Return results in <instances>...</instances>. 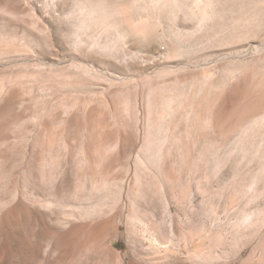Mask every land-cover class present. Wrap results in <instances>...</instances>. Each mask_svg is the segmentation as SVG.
Returning a JSON list of instances; mask_svg holds the SVG:
<instances>
[{"label": "rangeland", "instance_id": "1", "mask_svg": "<svg viewBox=\"0 0 264 264\" xmlns=\"http://www.w3.org/2000/svg\"><path fill=\"white\" fill-rule=\"evenodd\" d=\"M0 264H264V0H0Z\"/></svg>", "mask_w": 264, "mask_h": 264}, {"label": "bare ground", "instance_id": "2", "mask_svg": "<svg viewBox=\"0 0 264 264\" xmlns=\"http://www.w3.org/2000/svg\"><path fill=\"white\" fill-rule=\"evenodd\" d=\"M160 29V28H159ZM157 33H158V31H157Z\"/></svg>", "mask_w": 264, "mask_h": 264}]
</instances>
